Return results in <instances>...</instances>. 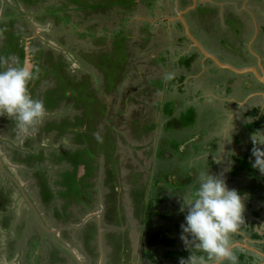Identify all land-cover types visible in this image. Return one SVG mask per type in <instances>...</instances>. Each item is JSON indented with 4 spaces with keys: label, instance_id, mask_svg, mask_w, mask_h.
<instances>
[{
    "label": "crops",
    "instance_id": "1",
    "mask_svg": "<svg viewBox=\"0 0 264 264\" xmlns=\"http://www.w3.org/2000/svg\"><path fill=\"white\" fill-rule=\"evenodd\" d=\"M11 1L15 6V3H18L15 0ZM141 1L136 0V9L125 22V31L121 34L122 39L120 38L123 40L121 44L126 46L129 43H136L145 29L138 30L142 25L147 24L150 31H146L155 36L156 49L162 51L161 58L163 59L156 64L152 61L155 72L152 76L146 79L141 76L137 78L143 83L137 82L138 84L128 86V80H126L117 91L105 96L107 99L104 98L106 99L104 125L112 128V135L120 141L118 147L122 154L117 159L120 163L123 161L125 164L134 165L133 171H129V168L122 171L123 166H121L120 180L116 184L104 183L106 186L100 196L107 204L109 200L112 201L121 194L126 197V200L115 206H106L108 215L109 210L112 211L113 216L110 217L116 220V222L109 221L111 231L114 234L118 233V236L113 237L114 234H111V231L109 234L104 232L105 234L101 235L100 230L97 229V235L90 233L93 236L90 238L87 233L83 232L86 223L81 224L80 234L78 231L74 232H77L79 242L85 244L83 247H87L81 253L82 257L74 242L75 238L73 236L64 237L66 232L71 233L73 230L63 231L60 222L54 217L57 209L60 213L62 212V207L59 205L67 201L60 200L55 192L51 191L54 195L53 200L55 199L54 208L52 205L45 206V211H50L49 215L42 214L41 216L39 213L38 217V212L35 211L37 206L31 205L28 201L31 196L29 192H26L28 186L25 182L24 186L16 185L13 198L16 201L18 198L22 199L19 206L24 212H26L24 209L26 206L25 208L32 212L29 214H35V218L30 220L29 227L35 226L36 229L31 233L29 231V234L23 233L20 241L21 248L17 247L19 250L23 248V251L11 252V260L15 264H18L20 260H25L23 264H26L29 259L31 260L29 264L35 262L36 264H113L111 261L113 259L112 248L103 240L104 237L108 239L113 237V241L119 244L123 239L128 240L129 248L124 251V255L128 254V259L122 254L123 247L117 257L122 264L125 260H128V264H133V260L135 264H157L162 254L185 249L184 244L180 243V226L185 221L187 209L184 211L181 209L192 198V190H197L199 177L206 171L210 175L222 176L230 190L235 189L244 197V224L231 237V248L238 257V264H264V175L257 170L250 171V162L251 165L254 163L251 136L255 134L254 130L258 124L261 125L258 131L264 134V55L259 51L264 52L263 13L259 12L260 17H256L257 12L250 7V0H230L228 5L234 4L233 13L225 10L226 16L221 15L215 24L219 22L218 26L222 27L219 29L225 30L236 25V31L232 34L238 41L234 47H230L233 50L231 51L229 47L225 48V45L217 48V41L222 36L217 30H213L208 36L202 31L195 34L197 27H203V24L208 23L206 16L201 17L199 13L200 8L206 7L204 4H209L208 0H157L153 16L149 15V11ZM258 1L264 3V0ZM174 13H177L178 17L172 16ZM188 14L193 15L189 17ZM109 17L111 18V14ZM180 18L186 22L185 24L188 25L193 38L202 50L215 57L220 63L241 71L247 69V72L236 73L230 69H222L214 60L203 55L200 47L188 38L187 33L184 35V32L177 29L175 22L181 21ZM246 19H248L247 22ZM3 20L10 22L7 27L11 23L16 24L17 13L7 5H0V33L4 29ZM228 22L234 25H229ZM106 23L104 22V25ZM86 24L94 25L95 22ZM112 24L115 25V23ZM195 25L198 26L194 27ZM112 31L101 32L98 29L95 37L106 41L104 44H113L116 42V35H112ZM115 31L119 33L120 29ZM212 38L216 41V47L213 46V41L209 43ZM7 40L9 39L2 38L3 46L1 45L0 52L6 50L9 43L14 42ZM219 42L223 43L220 40ZM257 43L262 46L256 47ZM247 53L251 58L245 61L244 54ZM105 55L110 57L108 53ZM222 55H226L227 58H223ZM149 80H153L151 84L155 85L151 86ZM141 89L150 90L144 96L143 90L138 93ZM167 110L171 112L168 113V117L165 116ZM191 111L193 112L192 117L190 116ZM218 111L229 112V114H218ZM171 118H179L183 122L188 121V125L183 128L176 127ZM140 125H144L143 134L137 128ZM131 127L138 129L134 132V136L131 135V131L128 133ZM127 136L128 138L132 136L137 140L129 141ZM259 147L264 150V146ZM183 155L192 159L182 164L184 172L179 174L178 163L175 164L174 160L175 156H178L182 161ZM98 157L90 163L93 167L90 172L86 170V166L81 172H79V165L75 168L76 181L79 184H89L88 188L93 191L97 187L91 181L93 180L91 172L96 170V163L103 161L100 156ZM250 157H252L251 161ZM201 159H205L204 166L200 162ZM54 168H57L62 176L73 170L67 163ZM245 168L248 171H245ZM188 177L193 181L192 183L189 182ZM57 189L59 187L52 190ZM139 192L142 198L138 199L136 195ZM79 194L84 193L79 191ZM134 198H137V201L141 199L140 206H136ZM148 202H151L150 210L155 211L157 215L150 221L151 229L146 230L142 226V216H136V209ZM38 204L39 207L44 206L40 202ZM13 207L14 205L9 204V209ZM70 207L68 210L77 209L76 206ZM9 214L12 215V210ZM36 218L38 223L33 222ZM46 223L48 227L55 228L54 232L57 231L58 234H51L49 236L51 240L48 239L47 244H42V240L47 239L48 236L43 238L38 234L48 232L44 227ZM11 225L14 229L15 225ZM159 229L163 231L156 236L157 243L161 240L168 243V239L163 238L166 237L172 239V244L164 246L158 243L156 246L149 247L146 242ZM37 230L40 231L36 232ZM125 232L127 234L123 236ZM189 255L190 253L187 257ZM173 264H180V260Z\"/></svg>",
    "mask_w": 264,
    "mask_h": 264
},
{
    "label": "trees",
    "instance_id": "2",
    "mask_svg": "<svg viewBox=\"0 0 264 264\" xmlns=\"http://www.w3.org/2000/svg\"><path fill=\"white\" fill-rule=\"evenodd\" d=\"M21 1H24V4L25 2L27 3V1L31 2L30 0H20V2ZM111 1L114 0H63L64 7L62 9L61 8L48 9L45 10V14L49 18V20H51L54 24H57V26H60V24H63L65 27H67L69 24L72 25V23H75L73 19H79V21L76 22V24L79 25H83L86 24L87 22L89 23L94 21L95 22L94 25L90 24L89 27L88 25L84 26L83 30L85 31L84 32L85 34L78 33V37H79L78 40H83V41L86 39L87 41L92 40L89 43L95 44L98 38V37L95 38L94 36L96 34V30L94 29L95 25H97L99 21L102 22L103 20H108L112 22L113 21L112 15L111 18L109 17L111 12L117 8L118 9L121 8L122 6L121 3L123 2V0H118L117 2L114 1L113 2L114 4L110 5ZM127 2L129 3L128 6L130 7L129 10H126L128 11L126 13H128L127 18L129 19L131 13L134 11V7L136 4H135V0H127ZM21 3L23 4V2ZM143 3L145 4V1H143ZM148 4L144 6L147 8ZM60 12L62 13V15L61 16L57 15V13ZM71 12H73L75 15L73 16ZM36 19L38 20L39 23L47 21L45 17H43V19H39V17H36ZM18 20L22 21L23 19L18 18ZM90 30L94 31L92 35H89ZM112 33H113L112 35H116L115 36L116 42L110 45L114 46L115 44L118 43L119 40L120 42L117 45V48L115 49V47H113L111 51L106 52L110 55V57H107L106 55L100 56L101 60L104 57L106 59H109L110 60L109 63L103 65V62H100L98 64L100 65V67L94 69L93 65H90L89 62H86L85 60L83 61L84 64L89 68V70H90L89 66H92L93 70L95 71L94 72L95 74L93 73V71H91L90 75L80 71V74H82L83 76H81L79 80L66 76L64 70V67L66 66L65 58L60 56L58 59L57 67H59L60 69L59 72L60 77H56V87L54 88L55 91L50 90L48 92V95L53 96L54 94L56 96L55 98L52 97V99H54L55 102L54 103L46 102L45 109L47 110L48 108L50 112L59 109H67V110H71L73 113L72 112L70 113L72 115H69L68 113L67 115L64 113L65 115H63V117L61 118L62 120L59 121L58 124L54 122L50 124L49 123L50 121H46L45 123L46 129L44 127L43 129L46 130V132L49 134L48 137H51L52 142L57 141V139L62 136H65L67 138L69 137V140L71 142V147L75 148L74 151L72 152L71 149H69V151L68 150L55 151L51 149L52 148L51 147L50 148L51 151L48 152L45 158H43L44 156L43 151L35 147V144L40 142L39 139L41 138V131H39L35 135L36 138L27 137L22 139L20 147L14 148L15 153L19 154V155L17 154L15 155L19 158L20 164L25 167L27 172L32 173V175L30 176L32 180L33 178H35L36 180V182L32 184V187L34 186L37 187L39 190V194H36L34 197L32 196V199L40 202L44 206L52 205L54 208L55 199L53 200L54 195L52 194V192H56V190H52L53 188L59 187L60 189V187L63 186V188L69 189L68 187L72 186V188L74 189V190L69 189L73 193V196H71L70 198L65 197L63 193H60V200L65 199L67 201L66 204L68 205L64 204V202L63 204L59 205V207H62V212L60 213L58 209L57 210L55 209L57 212H54L55 215L54 217L58 221H61L60 224L62 225V227L68 224L74 225V223H77L78 221L81 220L82 216H86L94 208L93 204L91 203L94 200V196H96L97 194L96 193L97 189L93 191L88 188L90 187L89 184H84V183L79 184L76 181L75 168L78 165L80 164L85 165L86 170L90 172L91 169H93V167L90 166V163L94 162L96 158L97 159L99 158L98 157L99 155L97 153L98 148L100 149V152L101 151L106 152L107 154L106 163H111L110 169L107 170V175H108L106 176L107 184L110 183L114 184L115 179H113L114 176L111 175H113L115 170L120 169L121 166L123 167L125 166L127 168H130L132 166L130 164H125L123 162L120 163V160L117 159L118 157L115 155L116 150L113 147V143L108 140L109 139L108 130L107 131L105 130L104 134L102 135L98 133L99 137L98 136L94 137V134L98 132V130L96 129V123L98 119H100L103 116L106 110V106L104 104L105 101L103 102V100L99 99L98 97L99 93L105 92L106 95L108 96L109 94L112 93V91L116 87L126 82L124 78L127 77L131 73V70L133 69L131 60L133 54H135V52L137 51L136 49L129 50V47L127 49H124L123 48L124 45L121 44L123 41L121 40L122 33L119 34L115 30L112 31ZM18 47L22 49L19 58L22 59L23 61V48H22L23 46H20V44L17 43L16 47L14 48L16 49ZM138 51H142V50L138 49ZM44 53L45 51L42 52V55H44ZM77 54L84 59L85 58L89 59V55H92V52H90L86 56H84L82 52ZM152 81L153 80H149L150 85L154 86L155 85L154 83L151 84ZM142 90L143 89L139 90L138 93H140ZM149 90L150 89L143 90V95L146 96V94L149 93ZM163 113L165 112L163 111ZM168 113L171 112L167 110L165 115L166 117L169 116ZM192 113L193 112L191 111V115H190L191 117H192ZM191 117L189 118L191 119ZM171 119L173 120V123L176 127L178 126L183 128L184 126L188 125V121L183 122V120L180 121L179 118L178 119L171 118ZM71 120H74V122L71 123L70 122ZM259 127H261L260 124L257 125V128L254 131L257 132ZM108 129L112 131V128H110L109 126ZM130 131L132 132L131 135L134 136L135 135L134 132H137L138 129L131 127V129L128 130V133ZM128 137L129 136H127V138ZM17 151H21L23 155L21 153H18ZM251 159L252 157H250V161ZM64 163L70 165L73 170H71L65 175V177L66 176L67 177L65 178V181H62L61 183L62 174L58 171V169L51 171V169L49 168L57 167ZM44 165L46 169L45 171H43ZM118 165L119 168L117 167ZM250 166H251L250 171L253 172L256 171V169L252 167L251 162H250ZM244 170L248 171L246 168ZM21 174H25V171L23 170ZM188 180L191 183L193 182L190 180L189 177ZM50 186H52V188H50ZM79 191H82L84 194L80 195ZM77 194L80 197L78 200H74ZM136 197H138V199L140 197L142 198L141 192H139L136 195ZM0 200L4 201L5 205L8 204L7 199L1 197V191H0ZM134 201L136 202V206H140L139 204H141L142 202L141 199L137 201V198H134ZM77 203L78 204L83 203V204L82 206L77 207ZM70 206H76L77 209L74 212L70 211V209L68 210ZM4 207L0 208V228L2 229L10 227L12 224L11 223L12 218L16 216L14 211H12V215H11L9 214V210L8 211L7 209L4 210ZM150 209H151V202H148V204H142L141 207H138L136 209V216L137 217L142 216V222H143L142 226L146 230L151 229V225H149L150 221L153 219L154 216L156 217L157 215L155 211H152ZM47 211L48 212H46V214L49 215L50 211L49 210ZM79 212L81 214H78ZM103 220L104 223L109 222L106 221L104 218ZM23 228L24 225L22 223H20L14 228L15 238L10 242L12 251L16 250V245L18 244V242L22 240ZM87 228L88 230L85 233H87L90 236V238H93L91 234H94V236L97 235V232H95L96 229L95 224L86 223L84 230H86ZM29 231L30 229H27V232ZM161 231H163V229L162 230L159 229L158 232L150 236V238L146 242V244L149 247L156 246L158 243L159 244L162 243L164 246H170L172 244V239L166 237L163 238L164 240L168 239L167 240L168 243H165L166 241L164 242L163 240L157 243L155 238L156 236L161 234ZM106 244L107 245L110 244L111 246L110 245L109 246L112 248V254H111L113 258L111 260L112 263L122 264L119 258H116L114 260V257L119 256V251H120L119 243L117 241H113V237H112L110 239L108 238L106 239ZM188 253L189 251L184 249V250H178V252L170 251L169 255L172 256L171 258L172 261H179L181 258H186ZM29 263H31L30 259L27 261L26 264ZM34 264H36V262ZM124 264H128V260H125Z\"/></svg>",
    "mask_w": 264,
    "mask_h": 264
},
{
    "label": "rangeland",
    "instance_id": "3",
    "mask_svg": "<svg viewBox=\"0 0 264 264\" xmlns=\"http://www.w3.org/2000/svg\"><path fill=\"white\" fill-rule=\"evenodd\" d=\"M30 1L33 2V5L31 7L30 11H26L25 9H23L22 11L25 14H22L20 11H18L19 9L17 10V12H16L17 13V17L18 18L21 17L23 20L22 21L17 20V23L15 24V26L18 29L22 30L24 23L28 22V26H29L28 27V34H29V32L31 34L30 35V37H31L30 41H33L34 44L38 43V44L42 45L43 50L45 52H47V53L51 52V53H53L55 55H62L65 58L66 65L68 66L67 69L70 72H72V74L73 73H77L78 74V73H80L79 71H87V70L90 72L89 68L84 64V62L82 60H80V56L77 53L82 52V54L84 56H86L90 52L91 49H95V50L91 51L92 52V56L89 58V60L91 62H93L92 60H95V59H100V61H101L100 53L102 52L103 49H104L105 52H108V51H111L113 49V47H115V49L117 48V45L119 43L115 44L114 46H111L108 43L104 44V40L101 39L100 37H98V38L95 37V38H97V40L95 39L96 40L95 44L89 43L92 40H89V41H87V39L84 40V41L83 40H78L79 39L78 33L85 34L84 33L85 31L83 30L84 26L89 25V24H85V25L84 24L83 25L76 24V22H78L79 19H73L75 21V23H72L73 26L71 24H69L67 27H65L63 24H60V26H57V24H54L51 20H49V18L45 14V10H48V9H59V8L62 9L64 7L63 6V0H30ZM114 1L117 2L118 0H114ZM114 1H111L110 5L114 4L113 3ZM142 1H145L144 5L148 4V2H149L146 10L149 11V15H152L154 7L156 5L155 3L157 2V0H142ZM7 2L11 3L12 1L11 0H0V5L1 6L6 5ZM208 2H209V4H204L206 7H202L199 10V13H200L201 17H203V16L208 17L207 21L208 20H212L213 18H216V17H218L217 19H220L221 15L222 16L223 15L226 16L225 15V10H229L231 13H233L232 11H234V7H232L234 4L231 5V6L228 5L230 0H214V1L208 0ZM210 2H212V3H210ZM249 2H251L250 3V7L253 8L258 13V14L256 13V17H260L259 12H262L263 13V17H264V3H261L258 0H252V1L250 0ZM135 3H136V0H135ZM94 4H95V1H94ZM121 4H122L121 8H119V9L117 8L114 11L111 12V15H112V18H113L112 22L111 21H102V22H100L98 20L99 23L97 25H95L94 29L96 31L99 29V30H101V32H109L111 30L114 31V30H119L120 29L119 34L123 33L125 31V21L128 20V18H127V16H128L127 14L128 13H126L128 11H126V10H129L130 7L128 6L129 3L127 2V0H123V2ZM135 9L136 8L134 7V10ZM163 12H164V10H163ZM71 14L74 16V14L72 12H71ZM57 15L61 16L62 13L61 12L57 13ZM228 15H229V13H228ZM36 17H39V19H43V17H45V19L47 21L46 22H42V23H38L36 21ZM247 21H248V19H246V22ZM104 22H107L106 25H104ZM2 23L4 24V26H7L10 22L7 21V20H3ZM112 23H115V25H113ZM228 24L229 25H234V24H231V22H228ZM235 24H237V23H235ZM115 26H117V27H115ZM234 26L235 27L230 26L229 27L230 29L228 28V29L224 30V35H222L219 38V40L223 41V43H220L219 40L216 39V40H218L217 41V48L219 46H221V45L222 46L225 45V48L229 47V49H230L231 46L234 47L236 45V42L238 40L232 34V33H235V31H236V25H234ZM110 27L112 29H110ZM143 29H145V30H143ZM141 30H143V31L141 32V36L139 37V39L137 40L136 43L133 42V44L129 43L128 44L129 46L128 45L123 46L124 49H127L129 47V50H131V49H136L137 50L135 52V54H133L132 60H131L133 69L131 70V73L127 77L124 78L125 80H128V86H131V85H134V84H138L137 82L143 83L142 81H140L137 78H139L141 76V77L146 79V78L152 76V74L155 73L153 71L152 61H154L155 64H156V62L159 63V61H161L163 59V58H161L162 51H160V49H156V44H155V39H154L155 36L153 34L150 35L146 31V30L150 31L148 25L147 24L142 25V27H140V29L138 31H141ZM241 31L243 32V29H241ZM75 33H77V34H75ZM93 33H94V31L90 30L89 35H92ZM129 34H128V36H129ZM2 38L3 37H2V35L0 33V48H1V45L3 46ZM212 41H213V46L216 47V41L213 38L209 40V43H211ZM261 46L262 45L260 43L256 44V47H261ZM29 49H30V47H29ZM138 49H141L142 51H138ZM9 51H12V50H9ZM231 51H233V50H231ZM259 51L261 52V54L264 55L263 50H259ZM47 55L48 54H44L43 55L44 58ZM222 56L225 59L227 58L226 55H222ZM244 56L248 57L249 54L248 53L244 54ZM0 63H2V60H0ZM145 63H147L148 65H146ZM44 67H46V68L49 67V64H46ZM32 69H33V67H32ZM31 70H30V72H31ZM143 87H145V86H143ZM46 98L48 99V102H51V101H52L51 103L55 102V100L52 99L51 96H49V95H46ZM47 110H48V108H47ZM218 114H229V112H224V111H220L219 112L218 111ZM233 116H230V117L232 118ZM0 117H3V116H0ZM4 117H6V116H4ZM1 120H3V119H1ZM4 122H5V120L0 122V128H1L0 129V147H1L2 151L5 149V147L7 145L9 147H11V148L20 147L22 139L25 138V137H28L29 135H31V133H28V134H20L19 137H14V138H9V137H6V136L4 137V131L7 129L6 126L10 124V123H8V124L6 123V125L4 126V124H2ZM143 126L144 125H140L139 127H137V128H139L141 134L144 133ZM130 138H128L129 141H136L137 140V139L132 138V136H130ZM69 146H70V144H69L68 139L67 138H64V139L61 138L57 143L52 144V148L51 149H53L55 151H62V150L64 151V150H67V148ZM5 154H4V156H5ZM190 159H192V158L191 157H186L185 155H183L182 156V161H180L178 156H175V160L174 161L176 162L175 164L178 163L177 170H178L179 174H183V171H184V169L182 168V164L190 161ZM204 161H205V159H201L200 160V162H202L203 166L205 165L203 163ZM191 163L193 164V160L191 161ZM49 169H51V171H54L57 168L50 167ZM16 171H17L16 169L12 170V168H10L9 173L13 174L14 180L16 182H18L19 185H21V186L23 185L24 186L25 176H21L20 177L19 174ZM193 172H195V171H193ZM188 173H190V172H188ZM66 177H65V175L62 176L61 183H62V181H65ZM181 178H183L182 175H181ZM185 182H188V181L185 180ZM61 187H60V189L56 190V192H55L56 196H58L60 198V193H63V195L65 197H68V198L73 196V193L71 192V190H69V189H73L72 186L68 187L69 189L63 188V186H61ZM103 189H104V186H103V188L100 191H102ZM9 191L10 190L6 191V190H2L1 189V197L6 198L8 204L5 205V202L0 200V208L5 206L4 210L7 209V211L8 210L9 211L10 210L14 211L15 215H17L18 217L14 216L12 218L11 223L13 225H15V227L17 225H19L20 223H22L24 225V228H23L22 232L23 233L27 232V229L30 226L29 225L30 220H33L35 218V214L34 215L33 214H29V213H32V212H30L28 210V208H25L26 207V206H24L25 204H23L24 209L26 211V212H24L23 208L19 206V205H21L22 199L18 198L17 201H16L13 198V193H10ZM14 192H15V190H14ZM195 192H196V190H192V197H194ZM79 197L80 196L77 194V196H75L74 200H78ZM189 197H191V196H189ZM31 200H33L34 202L32 203ZM63 200H65V199H63ZM28 201L31 203V205H33V206L36 205L37 209L39 210L38 201H35L32 198H30ZM78 203H77V207L78 206H82V204H83V203H81V204H78ZM9 204L10 205H14L15 208L13 207V208L9 209ZM64 204H66V202H64ZM105 204H107V202H103V200H101V202L99 204L97 203V207H96V204H94L95 207L97 208L96 211H91L86 216H82L81 220L78 221L77 223H74V225L73 224H68V225H64L63 227L61 225V227H62L61 229L63 231H69L70 229L73 230V231H71V233L66 232L64 237L73 236V238L76 239V240L74 239V242H75L80 254L87 249V247H85V246L83 247V245H85V244L79 242V240L77 238V232H74V231H78V234H80V228L79 227L81 226V224H83V223L84 224L85 223H87V224L88 223L95 224V226H96L95 232L98 229V230H100L99 232H101L100 233L101 235L105 234L104 232H108V234H109V232L111 231L110 223L109 222L108 223H104L103 216H102L103 212L105 211ZM66 205H68V204H66ZM37 209L35 207V211H38ZM70 210L74 212L73 209H70ZM5 214H6V212H5ZM78 214H81V213L79 212ZM80 222H81V224H80ZM44 227L47 228L46 230H48V232H46V231L44 232L42 230L45 234H41L40 233L38 235L42 236L43 238H44V236H46V237L48 236L47 239L44 238L42 240V244H47L51 240L49 236L51 234L56 235V234H58V232L57 231L54 232L56 229L52 228V227H48L47 223L44 224ZM57 229L59 230V228H57ZM50 230H51V232L49 233ZM87 230H88V228L86 230H84L83 232H86ZM14 231H15V229L12 228V225L10 227H8V228H5V229L0 228V264H15L11 260L12 254H10L12 252L11 243L10 242L15 238V232ZM39 231L40 230H37L36 232H39ZM111 234H114L113 231H111ZM115 234L116 235H112V236L113 237H117L118 233H115ZM126 234L127 233L125 232L123 234V236H125ZM48 239H49V241H48ZM106 239H107V237H104L103 240L106 241ZM101 241H102V239H101ZM127 241H128L127 239H123L120 242V244H119V248L120 249L123 247L122 254H123V256L127 257V258L125 257L126 259H128V254L124 255V251L128 250L129 245H130L129 242L127 243ZM181 242L182 241L180 240V243ZM17 247L21 248V243L20 242L18 243V245H16V249H17ZM115 250H117V249H115ZM15 251L21 252V251H23V248L21 250L17 249ZM8 256H9V258H8ZM82 257H83V255H82ZM116 258L117 257H114V260ZM114 260H113V262H114ZM23 262L25 263V260L24 261L20 260L18 264H23ZM132 263L135 264V261L133 260ZM144 264H147V263H144Z\"/></svg>",
    "mask_w": 264,
    "mask_h": 264
},
{
    "label": "clouds",
    "instance_id": "4",
    "mask_svg": "<svg viewBox=\"0 0 264 264\" xmlns=\"http://www.w3.org/2000/svg\"><path fill=\"white\" fill-rule=\"evenodd\" d=\"M108 61L104 57L103 65ZM34 75L22 66L0 70V116L14 118L22 134L35 131L46 111L44 103L30 94L29 83ZM251 142L252 167L264 175V150L259 147L264 146V134L255 132ZM184 209L187 215L180 226V239L190 255L187 259L181 258L180 264H238V257L231 248V237L244 224V197L237 190H230L222 176L206 171L199 177L194 197L181 211Z\"/></svg>",
    "mask_w": 264,
    "mask_h": 264
},
{
    "label": "flooded vegetation",
    "instance_id": "5",
    "mask_svg": "<svg viewBox=\"0 0 264 264\" xmlns=\"http://www.w3.org/2000/svg\"><path fill=\"white\" fill-rule=\"evenodd\" d=\"M15 1H17L19 3V4L15 3L16 6L13 5L12 2L11 3L9 2L10 4L8 2L6 3L8 8H11L13 12H17V10L19 9L18 11H20L22 14H25V13H23L22 10L25 9L26 11H30L31 7L33 5V2H28L27 1V3L25 2V4H24V1H21V2H23V4H22L20 2V0H15ZM193 1H195V0H193ZM192 15L193 14H191V15L188 14L189 17H192ZM172 16H174L175 18L178 17L177 13L176 14L174 13ZM207 18L208 17H206V21H207ZM217 20H218L217 18H214L212 20H208L207 24H203L204 25L203 27L202 26L201 27H197L198 25H195L194 27L198 28L197 30H195V34L197 35L198 32L201 33V31H202L205 34H207V36H208V34L210 32H212L213 30H217V32H219V34L224 35V30L225 29H219V28H222V27L218 26L219 22L217 24H215V22ZM36 21L38 22L37 19H36ZM180 22H181L180 20L175 22L177 24V27H178L177 29H179L181 32H184V35H185L186 34V30H185V28L183 26L181 27L182 24H180ZM7 26H4V29L1 30L2 37L4 36L6 39H9L7 41L13 40L14 41L13 43L16 42V43L20 44V46H23L22 47L23 48V61H22V59L19 58L22 49L19 48V47L15 49L14 47H16V44L9 43L8 48L6 50H4L3 52H0V60H2V63H0V70H4L7 67L20 66V65L22 67H24V48L26 46H28V49H29V47H30L29 50H30V56H31V60H32V67H33V69L31 68L32 69L31 72H34L35 75H34V79L29 83V91H30V94H31L33 99L41 100L44 103V106H45L46 102H48V99L46 98V95H48V92L50 90H54L55 91L54 88L56 87V77H60L59 76L60 69H59V67H57V63H58L59 57L62 56V55H55V54H53L51 52L50 53L45 52L44 54H48L47 56H45V58H46L45 59L44 56L42 55V52L44 51L42 45H40L38 43L34 44L33 41H30L31 40L30 39L31 38L30 37L31 34H30V32L28 34V27H29L28 26V22L24 23L25 27L22 28V30L16 28L14 23H11V25L9 27H7ZM5 28H7V30ZM181 28H183V29H181ZM200 28H202V29H200ZM189 32H190V30H189ZM190 34L192 35L191 32H190ZM205 34H203V35H205ZM25 36H27V37H25ZM9 50H12V51H9ZM105 53L106 52L104 50H102V52L100 53V56L105 55ZM91 56L92 55H89V58ZM250 58H251V56L249 55L248 57L245 58V61L249 60ZM80 60H82V61L85 60L86 62H89L90 65H93L94 69L100 67V65L95 64V63H100L102 61V60L100 61V59H95V60H92L93 62H91L89 59H87V58L84 59L82 57H80ZM108 63H109V61H108ZM46 64H49V67L45 68L44 66ZM67 68H68V66L66 65L64 67L66 76L72 77V78H74L76 80H79L80 77L83 76L80 73H78V74L77 73H73L72 74V72H70ZM91 71H93V73L95 72L93 70L92 66H90V72L88 70L87 71H81V72L87 73V74L90 75ZM119 87L120 86L116 87L113 91H117L119 89ZM109 95H111V94H109ZM49 96H51V95H49ZM105 96H107L106 93L105 92H103V93L101 92V93H99L98 97H99V99L103 100V102L105 101L104 103L106 104V99L107 98ZM52 97L55 98L56 96L53 94V96H51V98ZM104 98H106V99H104ZM66 110L67 109H59V110H55V111H51V112L49 110H46L45 111V115H44L45 117H43L41 122L38 123L35 126V131L30 132L31 135L28 136V137H32L33 138V137H35V135L39 131H41V138L39 139L40 142L36 143L35 147L38 148L39 150L43 151V154H44L43 158H45L47 156L48 152L51 151L50 148L52 147V144L57 143L61 138L62 139L67 138L65 136H62V137L58 138L57 141H55V142L53 141L52 142L51 141V137H48L49 134L46 132V130L43 129V127L46 129V126H45L46 121H50L49 122L50 124L52 122L58 124V122L62 120L61 118L63 117V115H65L67 113L69 115H72V114H70L72 112L71 110H67V111ZM104 115H105V113L103 114V116L100 119H98V121L96 123V129L98 130V132L96 134H94V137H96V136L99 137L98 133H100V135H102V134H104L105 130L106 131L108 130L109 131L108 132L109 133L108 134L109 135V137H108L109 139L108 140L113 143V147L116 150L115 155L118 158H120V156L122 154L121 149H119V147H118V143L120 141H119L118 138H114V136L112 135V131L108 129V126L104 125V123H105ZM3 117H0V122L5 120V122L2 123V124H4V126L6 125V123L7 124L10 123L9 125L6 126L7 129L4 131V137L5 136L9 137V138L19 137L20 134H22V133H20L17 130L16 122H15L14 118L6 116V117H4L5 118L4 119ZM1 119H3V120H1ZM70 122L72 123V122H74V120H71ZM25 138H27V137H25ZM67 139H68L69 144H70V146L67 148V150L69 151V149H71L72 152H73L75 148L71 147V142L69 140V137ZM131 151H132V149H131ZM17 152L22 154L21 151H17ZM97 153H98V155L101 157V159L103 161L96 163V170L91 172V174L93 173L92 177H91V178H93V180H91V181L93 183H95V186L97 187V190H96L97 194H96V196H94V200L91 203L94 206L92 211H96L97 203L99 204L101 202V200H102V198L100 196H101V193H102V191L104 189L102 191H100L102 189L100 187L106 186V184H104V183H107L106 182V180H107L106 176H108L107 175V170L110 169V165H111V163H106V158H107L106 152H103V151L100 152V149L98 148V152ZM4 154H5V156H4ZM15 154H17V153H15L14 148L9 147L8 145L5 147V149L3 151L1 150V147H0V191H1V189L2 190H6V191L10 190L9 192L13 193L14 190H15L16 185L20 186L19 183L14 180L13 174L9 173L10 168H12V170H14V169L17 170L16 172L19 174L20 177L22 175L25 176V182H26V184L28 186V188H26L27 189L26 192L27 193L29 192L28 194L32 198V196H35L36 194H39L38 188L35 187V186L32 187V184L34 182H36V180H35V178H33V180H32V178L30 177L32 175V173L27 172L25 167L20 164L19 158ZM17 155H19V154H17ZM121 162H123V161H121ZM80 165H83V164H80ZM79 166H78V168H79ZM83 166L85 167V165H83ZM117 167L119 168V165ZM126 168L127 167H122V171L127 170ZM23 170L25 171V174H21ZM45 170L46 169H45V165H44L43 166V171H45ZM133 170H134V165H132L129 168V171H133ZM117 172H118V174H117ZM119 172H120V169H117V170L114 171L113 175H111V176H114V178H113V179H115L114 184H116L120 180ZM102 177H103V180H102ZM117 198H119V199H117ZM123 200H126V197L123 194H121V195H119V197H116L114 200H112V201L109 200L108 204H105V211L103 212L102 216H103V218L106 221H110L111 220L113 222H116V220L114 221L110 217V216H113L112 215V211L110 212V210H109V215H108V211H107L106 206H108V205L111 206V207H112V205L115 206V205L119 204L120 202H122ZM31 201H32V203L34 202L33 200H31ZM94 204H96V207H95ZM38 208H39V210L36 208L38 210V211H36V212H38L37 213L38 217L40 215L42 216V214H46L45 213L46 212L45 211V206H41V207H38ZM39 213H40V215H39ZM37 218L33 222L38 223ZM59 222L61 223V221H59ZM31 227H33L34 229H32ZM31 227H28V229H30V233H31V231H35V229H36L35 226H31ZM114 235H116V234H114ZM169 254H170V251H169V253L166 252V253L162 254V256L159 257V259H158L159 262L157 264H173V263H175V261H172V259H171L172 256L169 255ZM225 264H228V262H225Z\"/></svg>",
    "mask_w": 264,
    "mask_h": 264
},
{
    "label": "water",
    "instance_id": "6",
    "mask_svg": "<svg viewBox=\"0 0 264 264\" xmlns=\"http://www.w3.org/2000/svg\"><path fill=\"white\" fill-rule=\"evenodd\" d=\"M186 11H187V10H186ZM186 11H184V12H186ZM179 14H180V13H179ZM180 19H181V21H182V23H183V26H184L185 30H186V33H187L188 38H189V39H190V40H191L196 46H199V47H200V50H201V52H202L203 55H205L206 57H208V58L214 60V61L217 63L218 67H220V68H222V69H230V70H232V71H235L236 73L247 72V69L241 71V70H237V69H235L234 67H230V66H228V65H226V64L220 63V62H218V60H216L215 57L211 56L210 54H208L207 52H205L204 50H202V49H201V46L199 45V43H198V42L192 37V35L190 34V32H189V28H188V26L185 24L186 22H185L182 18H180ZM218 63H220V64H218ZM24 68H25L26 70H28V71H30L31 68H32V60H31L30 50L28 49V46H26V47L24 48ZM251 70H252V69H251ZM263 80H264V79H263ZM83 170H84V166H83V165H80V166H79V172H81V171H83Z\"/></svg>",
    "mask_w": 264,
    "mask_h": 264
}]
</instances>
